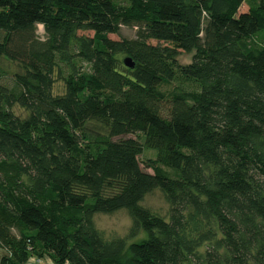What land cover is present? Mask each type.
Segmentation results:
<instances>
[{
    "label": "trees",
    "instance_id": "obj_1",
    "mask_svg": "<svg viewBox=\"0 0 264 264\" xmlns=\"http://www.w3.org/2000/svg\"><path fill=\"white\" fill-rule=\"evenodd\" d=\"M5 59L2 264H264V0H0ZM120 209L108 236L95 216Z\"/></svg>",
    "mask_w": 264,
    "mask_h": 264
},
{
    "label": "rangeland",
    "instance_id": "obj_2",
    "mask_svg": "<svg viewBox=\"0 0 264 264\" xmlns=\"http://www.w3.org/2000/svg\"><path fill=\"white\" fill-rule=\"evenodd\" d=\"M249 8L248 2H244L240 7V12H245ZM137 28L136 27H125L123 26L121 31L118 34H109V37L112 39H122V38H135L136 37ZM80 34H86L93 36L92 31H81ZM37 35L40 39H45V31L44 26L42 24L38 25ZM193 53L181 51L179 56V62L181 64H188L192 61ZM3 74L0 78V81L3 83L13 84V73L17 71H21V68L17 62H13L5 59L3 61ZM171 88L170 86H163V89ZM64 82L58 80L54 85L55 93H63L64 92ZM14 112L20 117H26L29 114V111L20 107L19 105H15L13 108ZM127 138H135L138 139L136 134H125L121 136H116L114 140L127 139ZM140 141H143V138H139ZM156 151L154 149H144V152L140 155V160L142 162V167L145 171L152 173V169L145 167L144 161L149 158H155ZM167 170V168H166ZM168 170H170L168 168ZM167 170V171H168ZM172 175V174H171ZM143 205L150 207L152 210L167 216L169 213V205L164 198L163 193L156 189L152 191L150 194L146 196ZM169 216L167 217V219ZM96 225L99 229L104 231L108 236H124L128 233L129 227L131 225V217L126 209H120L112 214H97L95 216ZM145 235V234H144ZM141 236V235H140ZM139 236V237H140ZM138 237V238H139ZM138 238H132L131 241L136 240ZM35 261L34 259H31ZM29 260V261H31ZM36 262V261H35Z\"/></svg>",
    "mask_w": 264,
    "mask_h": 264
},
{
    "label": "crops",
    "instance_id": "obj_3",
    "mask_svg": "<svg viewBox=\"0 0 264 264\" xmlns=\"http://www.w3.org/2000/svg\"><path fill=\"white\" fill-rule=\"evenodd\" d=\"M8 256V252L7 250H5L4 248L0 247V264H2V259ZM34 259L35 261L31 260ZM31 261H28L27 264H52L51 261L47 258H43V259H36V258H30Z\"/></svg>",
    "mask_w": 264,
    "mask_h": 264
},
{
    "label": "water",
    "instance_id": "obj_4",
    "mask_svg": "<svg viewBox=\"0 0 264 264\" xmlns=\"http://www.w3.org/2000/svg\"><path fill=\"white\" fill-rule=\"evenodd\" d=\"M124 64L130 68H134L135 67V62L131 57H126L124 58Z\"/></svg>",
    "mask_w": 264,
    "mask_h": 264
}]
</instances>
